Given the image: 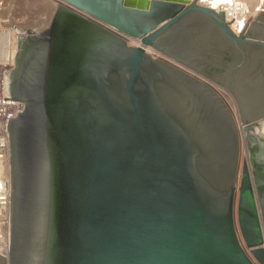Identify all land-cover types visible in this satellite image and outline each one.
Instances as JSON below:
<instances>
[{
  "label": "water",
  "instance_id": "water-1",
  "mask_svg": "<svg viewBox=\"0 0 264 264\" xmlns=\"http://www.w3.org/2000/svg\"><path fill=\"white\" fill-rule=\"evenodd\" d=\"M63 1L87 16L58 4L5 75L25 107L0 264H264V17L237 33L197 0ZM209 83L243 126L238 186L236 119Z\"/></svg>",
  "mask_w": 264,
  "mask_h": 264
},
{
  "label": "built area",
  "instance_id": "built-area-1",
  "mask_svg": "<svg viewBox=\"0 0 264 264\" xmlns=\"http://www.w3.org/2000/svg\"><path fill=\"white\" fill-rule=\"evenodd\" d=\"M58 4L87 16L84 12L75 9L63 0H22V21L14 19L12 14L11 16L7 15L8 20H2L0 16V255L4 257L8 256L10 245L11 185L7 121L8 118H15L17 113H22L25 107L24 102L10 100V96L6 94L4 88L5 75L15 68L13 62L15 55L9 58L10 43L15 46L16 54L19 50V48H16V36L35 35L48 28ZM4 11H6V4L4 0H0V14ZM10 21H15V32L12 31ZM6 46L8 48H5ZM210 85L233 113L231 103L233 104L234 100L231 95L216 84L211 83ZM214 85L218 87L216 88ZM233 115L236 116L234 113ZM262 237L263 241L260 247L264 249V227H262ZM248 255L254 264H259L249 253Z\"/></svg>",
  "mask_w": 264,
  "mask_h": 264
},
{
  "label": "bare ground",
  "instance_id": "bare-ground-1",
  "mask_svg": "<svg viewBox=\"0 0 264 264\" xmlns=\"http://www.w3.org/2000/svg\"><path fill=\"white\" fill-rule=\"evenodd\" d=\"M198 2L201 3L202 5L204 4L205 6L213 8L215 10L224 11V13L226 15V19L229 22L233 19L230 22V26L237 33L243 32L248 23H250L253 19L256 20L255 18L258 15H261L260 12L262 11V8L264 7V0H198ZM263 10H264V8H263ZM259 17H257V19ZM126 40H127L128 44H130V45L131 44H134V45H140L141 44V41L138 38L126 37ZM10 44L13 45L12 43H10ZM5 48H8V46H6ZM10 49H11L10 50L11 55L9 56V58L15 55V46L13 45L12 48L10 46ZM145 50L147 52L157 56V57L159 56L160 58H163V59L167 60L168 62L181 67L180 65H178L173 60L163 56L162 54H160L157 51H154L150 47H145ZM184 70H186V69H184ZM188 72H190V71L188 70ZM209 84H211V83H209ZM214 87L217 88L218 86L214 85ZM231 108L233 110V113L236 115V107H235L234 102H233V104L231 103ZM235 119H236V124H237V128H238L239 135H240V144H241V150H240L241 152L239 155L241 158L240 161L246 162L248 169H250L249 156H248V151H247V142L245 139L243 126L240 123L237 116H235ZM252 132L255 133L257 136H259L264 141V119L252 127ZM240 176H241V171H240V174L238 173V175H237V186L239 183ZM237 194H238V191L236 190L235 202H234V215H235V217H236Z\"/></svg>",
  "mask_w": 264,
  "mask_h": 264
},
{
  "label": "rangeland",
  "instance_id": "rangeland-1",
  "mask_svg": "<svg viewBox=\"0 0 264 264\" xmlns=\"http://www.w3.org/2000/svg\"><path fill=\"white\" fill-rule=\"evenodd\" d=\"M4 2H5V4H6V11H4L3 13H1L0 14V16H1V19L2 20H8V18H7V15H10L11 16V14L14 16V19H19L20 21H22V0H4ZM197 2H198V0H197ZM199 3V2H198ZM201 4V3H200ZM204 5V4H203ZM264 8V7H263ZM263 8H262V11L260 12L261 13V15H258L257 17H259V16H262V17H264V10H263ZM257 17L255 18V19H257ZM254 20V19H253ZM257 22L258 23H260V24H263L264 25V21L263 20H257ZM10 24L12 25H10L11 26V28H12V31H16L15 30V27H14V25H15V21L14 22H11L10 21ZM131 45H134V44H131ZM10 46H11V48L13 47V45H11L10 44ZM9 54L11 55V53L9 52ZM155 56V55H154ZM159 57V56H158ZM240 150H241V144H240ZM241 152V151H240ZM240 155V154H239ZM239 158H240V156H239ZM241 160V158L239 159V164H238V173L240 174V171H241V167H242V161H240ZM242 245H243V243H242ZM244 246V245H243ZM247 251V250H246Z\"/></svg>",
  "mask_w": 264,
  "mask_h": 264
}]
</instances>
